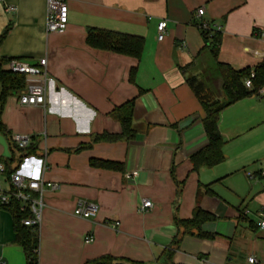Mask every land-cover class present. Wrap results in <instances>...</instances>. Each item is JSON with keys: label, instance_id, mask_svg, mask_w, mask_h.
I'll use <instances>...</instances> for the list:
<instances>
[{"label": "crops", "instance_id": "1", "mask_svg": "<svg viewBox=\"0 0 264 264\" xmlns=\"http://www.w3.org/2000/svg\"><path fill=\"white\" fill-rule=\"evenodd\" d=\"M63 1L66 30L46 35V0H0V59H45L54 80L43 108L20 106L18 91L0 117L10 142L13 134L31 138L28 156L12 149L11 169L59 185L42 193L38 264H249L251 256L264 264L255 227L264 211V89L219 113L223 161L196 171L190 163L207 144L199 97L225 98L204 33L220 35L219 63L253 69L264 58V0ZM89 29L142 38L139 58L90 48ZM129 102L132 138L116 112ZM0 188L10 189L5 174ZM78 200L96 204V214L73 216ZM143 200L152 208L140 212ZM196 209L207 218L184 227ZM0 264H26L3 208Z\"/></svg>", "mask_w": 264, "mask_h": 264}, {"label": "trees", "instance_id": "2", "mask_svg": "<svg viewBox=\"0 0 264 264\" xmlns=\"http://www.w3.org/2000/svg\"><path fill=\"white\" fill-rule=\"evenodd\" d=\"M208 34L204 33V39L207 41L206 47L210 49L211 55L215 62V68L218 76L221 80V87L224 93V100H211L208 97H199V102L203 112V128L206 134L207 144L206 146L190 157V163L194 171L201 167H213L221 163L224 159L221 148L223 141L217 130V121L219 113L235 102L242 100L248 96L258 95L261 89H264V58L261 63L255 66L253 69L245 68L237 71L231 68L229 65L219 63L217 53L220 45V35L213 34L208 37ZM209 40V41H208ZM86 44L97 50L108 51L114 54L123 55L138 59L143 48V39L136 36H130L125 34H119L114 32H102L89 29L86 34ZM0 59V117L5 104L6 99L11 94H16L18 91L24 88V76L12 74L6 70V64L10 61ZM250 72L254 73V78L251 79V87L248 89L244 86V81L248 79ZM193 85V81L191 82ZM197 89H202V85L197 84ZM132 102L126 104L122 109L116 110L118 113V119L122 126L124 137L132 138L133 132L130 128L131 125V113ZM0 136H2L11 152L10 158L0 157V162L5 167L4 174L9 180V176L15 172L16 169H11V164L14 162L13 150L15 152L24 153V150H20L14 147L7 135L5 128L0 119ZM13 149V150H12ZM26 152V151H25ZM26 156L30 154L24 153ZM25 155H21V160ZM95 165L94 163H92ZM105 166H108L107 164ZM206 193L209 194V190L206 189ZM20 203L12 199L7 207H3L12 217L13 227L15 233V241L22 249L26 264H38V235L37 230L32 227H25L22 225V221L29 217L27 211L20 210ZM207 218L204 213L199 209H196L191 221L182 224L184 227L194 226L198 224L203 218ZM110 259L99 258L96 260L87 261L85 264H109Z\"/></svg>", "mask_w": 264, "mask_h": 264}, {"label": "built area", "instance_id": "3", "mask_svg": "<svg viewBox=\"0 0 264 264\" xmlns=\"http://www.w3.org/2000/svg\"><path fill=\"white\" fill-rule=\"evenodd\" d=\"M197 16L203 15L202 8L197 10ZM67 27V7L63 0H46V15H45V33L46 35L55 34L61 35ZM200 28L203 32L208 31L206 24H201ZM157 40H163L166 31V21H160L157 24ZM6 70L12 74L22 76L41 77L42 83L37 85H29L19 91L16 96L17 103L22 107L35 108L44 107L45 95L47 87L54 82L53 78L47 74L46 60L41 59L36 66H32L21 59H11L6 64ZM254 78V73L250 72L248 79L244 81L246 88L251 87V79ZM11 142L20 150H25L30 142L29 136L13 134ZM5 167L0 163V175H3ZM264 176V171L261 172ZM135 173L126 175L127 179H133ZM249 179L254 177L249 175ZM10 189L8 191L0 188V208L7 207L12 199L17 200L21 211H27L29 217L22 221L25 227H32L38 230L41 221L42 212V193L44 190L56 191L59 185L56 183H45L42 178L30 179L19 172H14L9 176ZM152 208V203L148 200H143L138 210L140 212L148 211ZM97 212V205L85 200H78L73 209V216L81 219H89ZM115 223L113 227H117ZM256 229L264 235V211L258 213L257 221L255 222ZM92 236L88 235L84 238V243H90ZM249 264H257V260L251 256L247 259Z\"/></svg>", "mask_w": 264, "mask_h": 264}, {"label": "water", "instance_id": "4", "mask_svg": "<svg viewBox=\"0 0 264 264\" xmlns=\"http://www.w3.org/2000/svg\"><path fill=\"white\" fill-rule=\"evenodd\" d=\"M0 147L2 148L1 156L3 158H9L10 157V153L8 151V145H7L5 139L2 136H0Z\"/></svg>", "mask_w": 264, "mask_h": 264}, {"label": "rangeland", "instance_id": "5", "mask_svg": "<svg viewBox=\"0 0 264 264\" xmlns=\"http://www.w3.org/2000/svg\"><path fill=\"white\" fill-rule=\"evenodd\" d=\"M223 100H224V99H223ZM223 100H222V101H223Z\"/></svg>", "mask_w": 264, "mask_h": 264}]
</instances>
